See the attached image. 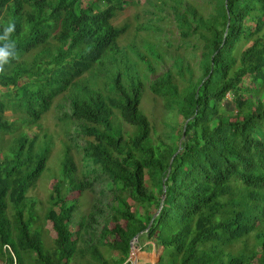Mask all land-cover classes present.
Wrapping results in <instances>:
<instances>
[{"label":"trees","instance_id":"1","mask_svg":"<svg viewBox=\"0 0 264 264\" xmlns=\"http://www.w3.org/2000/svg\"><path fill=\"white\" fill-rule=\"evenodd\" d=\"M147 1L155 21L137 30L153 40L139 47L125 38L130 24L115 23L129 0H0V31L16 25V54L0 70L6 264H134L137 235L147 251L162 247L156 264H264V0ZM148 94L170 118L163 136L142 106ZM52 109L69 141L42 214L29 192L56 137L22 130L4 144L2 134ZM87 190L91 209L76 220Z\"/></svg>","mask_w":264,"mask_h":264},{"label":"rangeland","instance_id":"2","mask_svg":"<svg viewBox=\"0 0 264 264\" xmlns=\"http://www.w3.org/2000/svg\"><path fill=\"white\" fill-rule=\"evenodd\" d=\"M134 1L135 2L129 0V3H127L124 9L116 16L115 23L122 24L124 22H128L130 25H129V30L125 35V38L130 40L135 39L136 45L142 47L147 45L148 41L153 40V34H151L148 31H143L142 29L137 30V27L143 23H146L148 18H151L153 21H155L156 15L150 12V11H154L155 9H153L150 6L147 0H134ZM163 26L165 27V29L169 28L170 31L169 34V32L165 30L166 34L165 36H163V40H170L171 42V39L174 40L176 39L172 43L173 45L170 47H166L167 44H165V41H163V43L165 44L164 47L174 52L180 42L178 41L179 39H177L179 34L175 30H171L172 27H175V23L173 22L172 19H165L163 21ZM171 62L172 59L167 58L165 64L163 63L162 68L167 67L169 64H171ZM163 70L165 69H160L159 71H157L155 75L160 74ZM153 96L154 95L148 94L144 98L142 106L144 107V109L152 119L155 128L158 131V134L160 136H163L165 130L168 131V128L167 126H165L164 123L170 122V118L168 117L167 111L163 107V102L161 101V99L156 96H154L156 98L154 99ZM228 97H229V101H231L232 97L231 96ZM59 98L60 96L57 98V100ZM5 113L10 121L17 120V114L15 112L11 110H7ZM57 117H58V112L52 109L51 111H48L45 115L41 117L38 125H34L32 127H24V128L21 126L18 130L14 131L13 133L7 132L5 134H2V142H4V144H6L14 136H16L18 131L21 132L22 130L25 131L29 135V137H33L35 133H38L39 137H41V135L45 131L49 132L50 134H53L54 137H56V141L51 151V157L48 162L49 165L47 166L46 171L41 175L40 179L38 180V186L36 188H33L29 192V195L37 196L40 202L39 203L40 206L42 205L44 207L43 210H39V212L42 214L44 213V211L48 206L49 193L51 192L52 187L56 181V176L60 175L61 172L62 163L57 162V160H55L54 163L55 153L59 149L61 150L65 146V144L62 143V141H64L65 143L69 141L67 139H64L66 136H65V132L61 128L62 122L59 121ZM17 124H19V122ZM79 157L80 155L78 154L77 159ZM59 166H60V171H59ZM96 186H97L96 191H99L101 188L100 184H96ZM73 195H75V193H73L71 196ZM94 196L95 193L91 190L85 191V193L81 196L80 208L76 215L75 218L76 220L80 219L82 214L87 213L91 209ZM131 203L133 204L134 202L131 200ZM141 209L143 210V208ZM8 211L12 212L11 209ZM73 228H77V226L75 225ZM42 235L45 239L46 245L52 246L55 233L53 231L51 222L43 221ZM143 247L144 244H142L141 242L139 243L138 240L135 242V252L131 256L132 261H134V258L146 257L153 264L159 262L160 259L159 256L162 253V247L155 245L151 251H147ZM102 250L107 256L114 255L113 253H111V250L106 246H102ZM74 261L75 260H73L71 264H76ZM0 264H6L5 260L1 256H0ZM26 264H36V263L34 260H31V258H28Z\"/></svg>","mask_w":264,"mask_h":264},{"label":"clouds","instance_id":"3","mask_svg":"<svg viewBox=\"0 0 264 264\" xmlns=\"http://www.w3.org/2000/svg\"><path fill=\"white\" fill-rule=\"evenodd\" d=\"M15 28V22L12 21L9 22L2 31H0V70H2L4 65L9 63L10 58L14 57L16 54V42L12 38Z\"/></svg>","mask_w":264,"mask_h":264},{"label":"water","instance_id":"4","mask_svg":"<svg viewBox=\"0 0 264 264\" xmlns=\"http://www.w3.org/2000/svg\"><path fill=\"white\" fill-rule=\"evenodd\" d=\"M164 197H165V193L163 194L162 199H164ZM137 239H138V235L135 236L134 240L131 242V255L130 256H132L133 253L135 252V242L137 241ZM159 258H160V256H159ZM137 261H138V258H134V261H133L134 264H137Z\"/></svg>","mask_w":264,"mask_h":264}]
</instances>
